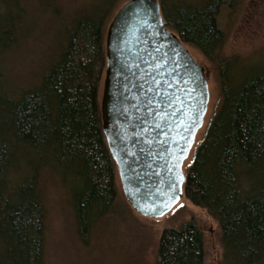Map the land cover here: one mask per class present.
I'll use <instances>...</instances> for the list:
<instances>
[{
    "label": "trees",
    "instance_id": "obj_1",
    "mask_svg": "<svg viewBox=\"0 0 264 264\" xmlns=\"http://www.w3.org/2000/svg\"><path fill=\"white\" fill-rule=\"evenodd\" d=\"M158 1L165 25L216 67L219 82L220 103L192 149L184 196L216 220L219 264H264V65L222 54L217 16L232 0ZM115 2L93 0L66 15L36 80L16 85L4 56L50 1L36 0L29 11L27 0H0V264H44V172L65 187L83 239L124 204L98 98ZM156 264H205L198 224L164 228Z\"/></svg>",
    "mask_w": 264,
    "mask_h": 264
},
{
    "label": "water",
    "instance_id": "obj_2",
    "mask_svg": "<svg viewBox=\"0 0 264 264\" xmlns=\"http://www.w3.org/2000/svg\"><path fill=\"white\" fill-rule=\"evenodd\" d=\"M100 112L127 203L159 218L184 195L183 164L209 101L205 67L163 20L158 0H127L105 36Z\"/></svg>",
    "mask_w": 264,
    "mask_h": 264
},
{
    "label": "rangeland",
    "instance_id": "obj_3",
    "mask_svg": "<svg viewBox=\"0 0 264 264\" xmlns=\"http://www.w3.org/2000/svg\"><path fill=\"white\" fill-rule=\"evenodd\" d=\"M49 1L48 10L34 18L31 30L4 56V73L13 84L27 85L36 80L53 50L58 26L65 21L66 15L89 6L93 0ZM126 1L116 0L104 27V37L110 20ZM27 4V10L32 11L36 0H27ZM217 22L226 34L222 54L264 65V0H232L231 4L221 7ZM186 47L205 67L209 87L207 111L196 135V144L220 103L219 82L216 67L199 50L189 45ZM101 92L102 84L99 100ZM192 152L183 164L184 172ZM41 180L45 206L44 264H156V247L161 231L167 227L177 228L186 221H193L202 229L205 264H219L221 235L216 220L184 195L168 213L159 218L141 216L126 202L116 172L117 193L126 204L117 202L108 215L94 222L83 239L77 232L65 187L49 172H44Z\"/></svg>",
    "mask_w": 264,
    "mask_h": 264
}]
</instances>
